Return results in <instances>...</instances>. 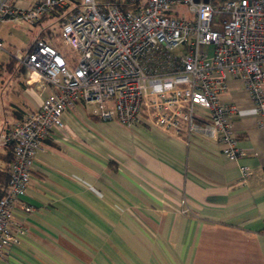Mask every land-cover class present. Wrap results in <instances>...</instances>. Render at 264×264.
<instances>
[{"label":"crops","instance_id":"crops-1","mask_svg":"<svg viewBox=\"0 0 264 264\" xmlns=\"http://www.w3.org/2000/svg\"><path fill=\"white\" fill-rule=\"evenodd\" d=\"M25 77L0 53V133L52 91ZM221 99L237 107L231 126L246 152L237 161L211 141L153 127L145 113L127 127L76 103L35 155L13 210L27 231L0 264H264V130L240 81ZM8 151L0 147V170Z\"/></svg>","mask_w":264,"mask_h":264},{"label":"built area","instance_id":"built-area-1","mask_svg":"<svg viewBox=\"0 0 264 264\" xmlns=\"http://www.w3.org/2000/svg\"><path fill=\"white\" fill-rule=\"evenodd\" d=\"M15 1L0 0V23L35 24L57 15L60 40L77 57L72 63L40 37L24 52L5 50L0 39V53L24 71L26 85L52 88L39 108L0 133V147L12 152L0 198V259L27 231L13 210L31 182L35 155L78 102L127 127L145 113L153 127L211 141L237 161L246 154L231 126L237 107L221 99L235 79L264 130V0ZM180 6L184 13L175 9ZM240 170L243 177L251 173Z\"/></svg>","mask_w":264,"mask_h":264},{"label":"rangeland","instance_id":"rangeland-1","mask_svg":"<svg viewBox=\"0 0 264 264\" xmlns=\"http://www.w3.org/2000/svg\"><path fill=\"white\" fill-rule=\"evenodd\" d=\"M98 3L102 0H96ZM180 13L185 9L180 6L176 7ZM60 25L55 21L54 15H46L43 19L35 24L3 22L0 23V39L2 40L5 50L26 51L32 42L37 38H44L56 45L58 49L64 52L72 61L76 63L77 54L70 47L65 46L60 40ZM7 50V51H8ZM3 57V56H1Z\"/></svg>","mask_w":264,"mask_h":264},{"label":"trees","instance_id":"trees-1","mask_svg":"<svg viewBox=\"0 0 264 264\" xmlns=\"http://www.w3.org/2000/svg\"><path fill=\"white\" fill-rule=\"evenodd\" d=\"M57 15H54V17H56ZM44 39V38H43ZM6 148L9 149L7 155L9 156V165L7 167V169L5 170H0V198L7 192V179H8V171H9V166H10V162L12 159V152H11V146L8 145L6 146Z\"/></svg>","mask_w":264,"mask_h":264}]
</instances>
